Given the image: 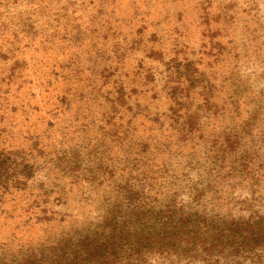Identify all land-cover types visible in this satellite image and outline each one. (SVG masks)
<instances>
[{
  "label": "rangeland",
  "instance_id": "374dc122",
  "mask_svg": "<svg viewBox=\"0 0 264 264\" xmlns=\"http://www.w3.org/2000/svg\"><path fill=\"white\" fill-rule=\"evenodd\" d=\"M0 171V264H264V0H0Z\"/></svg>",
  "mask_w": 264,
  "mask_h": 264
},
{
  "label": "trees",
  "instance_id": "16d2710c",
  "mask_svg": "<svg viewBox=\"0 0 264 264\" xmlns=\"http://www.w3.org/2000/svg\"><path fill=\"white\" fill-rule=\"evenodd\" d=\"M186 69H188V66H186ZM195 69V67H194ZM194 71H192V74ZM174 75L176 77H173V75L169 76L168 77V81H166V85H172L173 86V89H179V87L184 84L188 79H192V76L187 70L186 72H181L180 69H175L174 71ZM196 95H198V93H195V98L196 99H201V98H198V96L196 97ZM200 96L202 97L203 101L205 103H208L209 100L212 99L213 96H208V94L204 92H201L200 93ZM236 96V95H234ZM188 96H184V95H179L178 98H175L174 99V104L173 107H172V110H173V116L174 118L176 119H184L185 118V113H187L188 109H185L186 105V100H188ZM209 118V116L207 117ZM186 119L184 120L183 123H181L180 126H185L186 125ZM216 130V129H214ZM0 176H1V171H0ZM103 249V245L99 244L97 241H93L92 245H90V248L88 250V253L90 252V250H92L94 252V255L97 254V253H103L104 251L102 250ZM88 256H93L91 253H89Z\"/></svg>",
  "mask_w": 264,
  "mask_h": 264
}]
</instances>
